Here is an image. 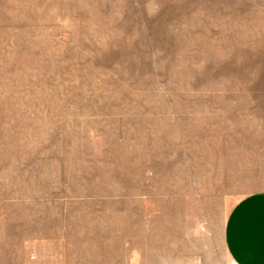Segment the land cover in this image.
Wrapping results in <instances>:
<instances>
[{"label":"rangeland","instance_id":"obj_1","mask_svg":"<svg viewBox=\"0 0 264 264\" xmlns=\"http://www.w3.org/2000/svg\"><path fill=\"white\" fill-rule=\"evenodd\" d=\"M264 191V0H0V264H235Z\"/></svg>","mask_w":264,"mask_h":264},{"label":"crops","instance_id":"obj_2","mask_svg":"<svg viewBox=\"0 0 264 264\" xmlns=\"http://www.w3.org/2000/svg\"><path fill=\"white\" fill-rule=\"evenodd\" d=\"M224 244L235 264H264V191L235 203L225 221Z\"/></svg>","mask_w":264,"mask_h":264}]
</instances>
